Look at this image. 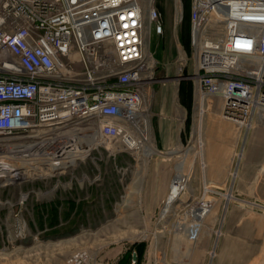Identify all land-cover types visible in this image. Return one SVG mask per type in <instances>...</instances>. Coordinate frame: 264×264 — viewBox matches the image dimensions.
<instances>
[{
  "label": "built area",
  "instance_id": "1",
  "mask_svg": "<svg viewBox=\"0 0 264 264\" xmlns=\"http://www.w3.org/2000/svg\"><path fill=\"white\" fill-rule=\"evenodd\" d=\"M158 2L0 0V136L10 139L0 145V184L70 171L57 168L70 146L64 134L72 131L96 133L100 144L93 150L109 154L112 144L129 153L148 143L156 82L149 38L164 32ZM173 2L177 30L182 2ZM188 22L195 101L218 97L221 116L246 127L264 111V0H189ZM20 198L22 204L27 193ZM210 210L206 201L190 212V243ZM86 258L78 251L63 264H86Z\"/></svg>",
  "mask_w": 264,
  "mask_h": 264
},
{
  "label": "rangeland",
  "instance_id": "2",
  "mask_svg": "<svg viewBox=\"0 0 264 264\" xmlns=\"http://www.w3.org/2000/svg\"><path fill=\"white\" fill-rule=\"evenodd\" d=\"M159 1L165 25L173 27V0ZM181 2L184 17L186 8L189 14V0ZM181 29L189 40L188 20L176 31ZM174 65L179 77L192 83L188 78L194 68L190 42L187 53L181 52ZM157 66L156 62L155 78L161 76ZM165 80L157 78L154 90L167 88L171 95L181 87ZM204 100L208 111L201 127H197V98L191 140L167 151L179 149V154H160L155 149V154L144 158L143 150L119 152L121 148L112 144L110 154L93 150L65 174L20 185L0 184V264H63L78 251L86 254V264H113L115 253L136 243L143 245L140 264H209L211 251L216 253L212 264H263L264 111L254 114L248 123L251 127H240L221 116L218 97ZM9 140L0 136V145L7 146ZM147 141L153 142L150 127ZM187 149L195 154L191 169L183 173V196L190 199L176 202L162 215L178 174L175 166ZM25 193L21 204L20 195ZM227 193L232 195L230 200L224 196ZM206 201L212 211L202 221L201 235L195 226L199 238L192 244L178 224L193 222L190 212ZM52 208L57 210L54 220ZM119 223L130 227H118L124 232L120 237L111 229Z\"/></svg>",
  "mask_w": 264,
  "mask_h": 264
},
{
  "label": "crops",
  "instance_id": "3",
  "mask_svg": "<svg viewBox=\"0 0 264 264\" xmlns=\"http://www.w3.org/2000/svg\"><path fill=\"white\" fill-rule=\"evenodd\" d=\"M159 3L160 1L158 4ZM163 25L164 32L161 36H156L154 34L150 35L148 47L153 54L155 62L158 64L156 72L157 74H161V76L157 78H168V80L165 81H168L172 86H174L176 82L178 86L181 84V87H177V91L169 95L166 93L168 90L167 88L162 91L154 90V87L157 88V86H155L157 82L153 84L152 91L154 90V95L150 107V125L153 117L152 127L150 126L153 142L148 146L152 152L149 156H143V151H141L140 154L144 158L152 156L157 151L160 154H167V151L177 148L178 144L182 143V141L187 144L191 140L193 133L191 128L195 110L193 83H188L180 78L178 68L174 65L175 62H177V56L180 55L181 52L187 53L189 40L188 37L182 36V29L178 32L171 27V23L170 25H165L164 20ZM193 73L194 68L191 74ZM191 85L192 88H190ZM166 86L169 85L166 84ZM179 108L183 110L181 111ZM185 118L187 121L183 128L182 122ZM178 124L180 125L178 126ZM179 152L178 149L168 154L176 155L177 153L179 154ZM225 152L227 153L228 150H225ZM73 204L77 206V203ZM80 204L83 205V203ZM126 251L127 248L122 252L119 251L115 253L117 258L113 264H133L134 252L130 253V255H132V259H130L127 257V254H125Z\"/></svg>",
  "mask_w": 264,
  "mask_h": 264
},
{
  "label": "bare ground",
  "instance_id": "4",
  "mask_svg": "<svg viewBox=\"0 0 264 264\" xmlns=\"http://www.w3.org/2000/svg\"><path fill=\"white\" fill-rule=\"evenodd\" d=\"M199 105H200V108H199V111H198L199 122L197 124V127L200 128L201 125H202V118H203L204 114H206V112L208 110H207L206 102H205L204 98H199ZM246 126H248V127L250 126L251 127L252 125L251 124L250 125L247 124ZM95 134L96 133H91L90 135H88V137H85L84 135L80 136L78 134V132H74V131H72L71 133H69L67 135L64 134L63 138H64V140L67 143H69L70 146H68L69 148L65 149V156H64V158L62 160V166L57 168V169H62V170L70 169V168L74 167L75 165H77L79 162H84L86 157L90 154V152L98 144H100L99 140H98V138L96 137ZM147 145H150V143L149 144L148 143L145 144L144 147L139 149V150H143V156H149V154L152 152L148 148ZM109 149H110V147H109ZM139 150H137V151H139ZM179 151H181V150H179ZM191 154H192L191 153V149H187L182 154L180 161L176 165V172L178 173L177 176L174 177L176 183L175 184H171V186H170L171 193L168 195L166 203L164 204V207H163V210H162V215L166 214L169 211V209L176 203L175 202V197H177L181 193V190H183V192H182V196H181L180 200L183 201V203H184V202H188L189 199H190L189 196L186 197V198L183 196V194L186 193L185 179H184V174L183 173L186 171V169H191V167H192V165H193V163L195 161V154L194 153L192 155ZM241 157H242V154L240 153L238 155V159H240ZM14 166H15V168H17L16 165H14ZM17 169H19V168H17ZM15 176L16 177L21 176L20 178L23 179V174H20V173L18 174V172L15 174ZM233 176L235 177L236 173L233 174ZM224 196L226 197L227 200H230L232 198V195L230 193H227ZM211 214H212V212H211ZM119 224H115L111 228L115 232L119 233L118 237H120V235L124 234V232L121 233V231H120V229H118V227L125 228V229H129L130 228L128 225H126L124 223H119ZM195 228L196 227H194V229H192V234L193 235H195L196 232H197V228L196 229ZM181 230H185V232L187 231V235H189L188 234V229L185 226H183L181 228ZM217 235H218V233H217ZM222 249H223V247H222ZM262 253L264 254V249H263ZM210 254H212V252ZM263 264H264V261H263Z\"/></svg>",
  "mask_w": 264,
  "mask_h": 264
},
{
  "label": "trees",
  "instance_id": "5",
  "mask_svg": "<svg viewBox=\"0 0 264 264\" xmlns=\"http://www.w3.org/2000/svg\"><path fill=\"white\" fill-rule=\"evenodd\" d=\"M187 5V4H186ZM185 7V6H184ZM186 8V7H185ZM183 20L185 21V22H187V20H188V12H187V8L185 9V11H184V17H183ZM51 213L53 214V217H52V219L54 220V219H56V214H57V210L56 209H51ZM55 232V231H54ZM142 244H138V243H136V244H133V245H131L128 249H127V251H126V253L125 254H127V257H129L130 259H132V255H130V253L131 252H134V255H135V260L133 261V264H140V262H141V257H142V250L140 249V247H142L141 246Z\"/></svg>",
  "mask_w": 264,
  "mask_h": 264
},
{
  "label": "water",
  "instance_id": "6",
  "mask_svg": "<svg viewBox=\"0 0 264 264\" xmlns=\"http://www.w3.org/2000/svg\"><path fill=\"white\" fill-rule=\"evenodd\" d=\"M135 258H136L135 255H133V260H135Z\"/></svg>",
  "mask_w": 264,
  "mask_h": 264
}]
</instances>
